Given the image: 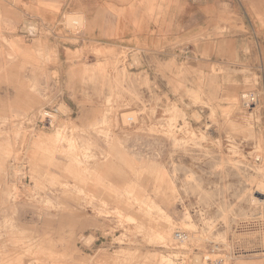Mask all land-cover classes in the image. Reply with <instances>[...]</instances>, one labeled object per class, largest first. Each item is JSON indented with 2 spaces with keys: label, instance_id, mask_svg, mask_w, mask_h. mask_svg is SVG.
Wrapping results in <instances>:
<instances>
[{
  "label": "rangeland",
  "instance_id": "obj_1",
  "mask_svg": "<svg viewBox=\"0 0 264 264\" xmlns=\"http://www.w3.org/2000/svg\"><path fill=\"white\" fill-rule=\"evenodd\" d=\"M82 22L0 0V264H264V34L203 18L144 50Z\"/></svg>",
  "mask_w": 264,
  "mask_h": 264
},
{
  "label": "crops",
  "instance_id": "obj_2",
  "mask_svg": "<svg viewBox=\"0 0 264 264\" xmlns=\"http://www.w3.org/2000/svg\"><path fill=\"white\" fill-rule=\"evenodd\" d=\"M223 1L228 5L234 3V0H17V3L18 10L26 15L55 26L64 12L79 14L86 28L82 34L88 39L133 49L153 50L183 40L186 31L195 32L203 18H220L229 26L245 25L247 21L255 32L264 34V0H237L244 7L241 22H234L235 13L230 8L219 12Z\"/></svg>",
  "mask_w": 264,
  "mask_h": 264
},
{
  "label": "built area",
  "instance_id": "obj_3",
  "mask_svg": "<svg viewBox=\"0 0 264 264\" xmlns=\"http://www.w3.org/2000/svg\"><path fill=\"white\" fill-rule=\"evenodd\" d=\"M178 237H180V238H181V233H179V234H178Z\"/></svg>",
  "mask_w": 264,
  "mask_h": 264
},
{
  "label": "bare ground",
  "instance_id": "obj_4",
  "mask_svg": "<svg viewBox=\"0 0 264 264\" xmlns=\"http://www.w3.org/2000/svg\"><path fill=\"white\" fill-rule=\"evenodd\" d=\"M53 124V123H52ZM262 186H264V185H262Z\"/></svg>",
  "mask_w": 264,
  "mask_h": 264
}]
</instances>
